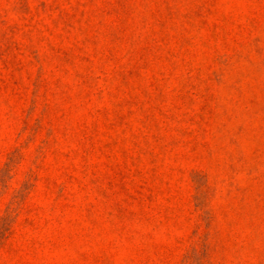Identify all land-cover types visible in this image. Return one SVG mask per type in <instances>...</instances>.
Masks as SVG:
<instances>
[{
  "label": "rangeland",
  "instance_id": "rangeland-1",
  "mask_svg": "<svg viewBox=\"0 0 264 264\" xmlns=\"http://www.w3.org/2000/svg\"><path fill=\"white\" fill-rule=\"evenodd\" d=\"M0 264H264V0H0Z\"/></svg>",
  "mask_w": 264,
  "mask_h": 264
}]
</instances>
